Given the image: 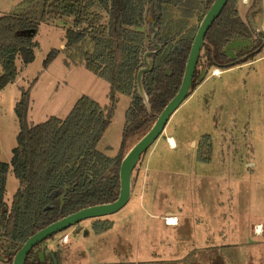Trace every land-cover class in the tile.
<instances>
[{
	"label": "rangeland",
	"instance_id": "1",
	"mask_svg": "<svg viewBox=\"0 0 264 264\" xmlns=\"http://www.w3.org/2000/svg\"><path fill=\"white\" fill-rule=\"evenodd\" d=\"M22 1L0 0V17L13 12ZM233 2L251 31L252 46L257 35L264 33V0ZM180 9L183 6L168 10L171 34L177 32L179 21L185 24V31L200 25L202 7L195 8L188 19ZM69 23V18L54 17L38 25L34 61L24 69L17 61L19 77L0 94V142L7 155L16 146L14 106L20 88L27 89L34 79L28 112V121L34 125L49 117L64 119L83 95L101 107L108 105V84L81 65L66 67L64 55L42 68L51 49L64 48ZM152 25L148 13L140 29L146 35L144 54L150 51ZM194 73L197 87L132 171V201L109 217L87 219L55 234L51 239L56 240L57 264H264V42L253 61L228 70L209 68L202 54ZM129 103V97L117 96L110 125L96 148L105 156L118 153ZM205 139L212 149L206 162L197 155ZM170 140L175 143L171 145ZM147 168L154 182L149 191L153 202L142 211L134 201L138 202L136 185L145 181ZM17 185L10 168L4 196L7 205ZM164 209L177 213L178 225L163 227L157 217L150 216H161ZM218 214L222 218L214 219ZM109 219L114 227L95 234L93 227ZM216 230L219 236H211ZM68 233H78L83 248H76L71 235L67 244ZM65 236L67 240L61 242ZM0 256V264H8Z\"/></svg>",
	"mask_w": 264,
	"mask_h": 264
},
{
	"label": "trees",
	"instance_id": "2",
	"mask_svg": "<svg viewBox=\"0 0 264 264\" xmlns=\"http://www.w3.org/2000/svg\"><path fill=\"white\" fill-rule=\"evenodd\" d=\"M214 1L23 0L13 12L0 17V91L17 79V61L21 69L34 61L38 25L54 17L69 18L70 23L64 31V48L51 49L42 68L47 69L62 54L66 67L81 65L109 87L105 107L83 95L64 119L49 117L35 125L28 121V112L30 90L36 79L27 89L20 88L14 106L16 146L10 163L0 162V254L8 264L27 239L46 226L84 208L117 199L121 161L178 92L198 29L185 31V24L179 21L177 32L171 34L168 10L181 5V13L188 19L199 6L203 8L202 20ZM148 13L157 29L155 42L160 49L157 51L156 45L149 42L147 49L157 52L149 55L153 65L142 78L143 99L137 90L136 75L144 67L146 35L140 29ZM243 39L251 41V31L233 0H228L204 37L199 59L203 54L209 68L221 71L253 61L262 49L264 33L257 35L252 46L234 52V58L224 52L227 44ZM195 76L189 95L198 85ZM118 95L129 97L130 103L118 153L108 157L96 148L110 125ZM211 151L205 139L198 146V158L210 160ZM10 168L18 188L7 205L4 196ZM111 227L110 221H103L93 230L98 235ZM40 244L31 250L24 264H53L49 255L40 260ZM54 257L57 260L56 252Z\"/></svg>",
	"mask_w": 264,
	"mask_h": 264
},
{
	"label": "water",
	"instance_id": "3",
	"mask_svg": "<svg viewBox=\"0 0 264 264\" xmlns=\"http://www.w3.org/2000/svg\"><path fill=\"white\" fill-rule=\"evenodd\" d=\"M227 1L228 0H215L203 16L191 45V49L185 65L183 78L178 92L164 107L151 129L129 150V152L122 159L119 168V193L117 199L109 204L84 208L41 229L33 236L29 237L27 241L21 246V248L15 254L12 264H24L25 259L31 252V250L38 244L48 239L49 237L58 234L62 231H65L68 228L75 226L84 220L102 218L113 215L119 210H121L128 203L131 194L132 171L136 163L140 159L141 155L144 154L162 135L170 117L188 98L200 51L204 43V37L213 22L220 15ZM152 29L153 35L151 38V42L156 45L158 51L160 49V46L155 42L157 29L154 28V25H152ZM250 44L251 43L249 40H234L225 46L224 52L230 57L234 58V51H238L243 47H248ZM157 51H148L143 55L142 60L144 63V67L139 69L136 75L137 90L143 99H146V97L142 87V78L143 75L147 73L153 65L152 59H148L147 56H149L151 53H156ZM203 73L204 71H202V74ZM202 74L200 78L203 76ZM61 205H63V198L61 199ZM38 256L40 260H42L43 252L40 251L38 253ZM50 257L52 258L53 264H57V260L54 257L53 253H50Z\"/></svg>",
	"mask_w": 264,
	"mask_h": 264
},
{
	"label": "crops",
	"instance_id": "4",
	"mask_svg": "<svg viewBox=\"0 0 264 264\" xmlns=\"http://www.w3.org/2000/svg\"><path fill=\"white\" fill-rule=\"evenodd\" d=\"M64 44V43H63ZM61 48H63V46H61ZM28 66V65H27ZM26 68V67H25ZM18 77H19V75H18ZM17 77V78H18ZM107 83V82H106ZM108 84V83H107ZM12 84H9V85H7L5 88H3L1 91H0V94H1V92L3 91V90H5V89H7L8 87H10ZM74 105V104H73ZM179 109V108H178ZM167 138H169V137H167ZM172 138V137H171ZM159 139V138H158ZM173 139V138H172ZM174 141V140H173ZM175 143V142H174ZM15 148V147H14ZM13 150V149H12ZM11 155V156H10ZM11 158H12V154H11V152H10V154L9 155H7V154H5V153H3V151H2V147H1V142H0V162H3V163H7V164H9L10 163V161H11ZM149 169L147 168L146 169V171H145V175H146V178H145V181L143 180V181H141V182H138L137 183V194H136V200H138V202L137 201H134V203H138V207L142 210V211H146V208H148V207H150L151 205V202H153V201H151V197L152 196H150V194H149V191L151 190V188H152V185H153V179H152V177H149L150 176V172L148 171ZM18 182V181H17ZM18 186V185H17ZM5 188H7V180H6V186H5ZM153 190V189H152ZM151 190V191H152ZM16 192V191H15ZM14 192V193H15ZM14 195V194H13ZM13 195H12V197H13ZM133 195H134V193H133V187L131 188V194H130V199H129V201L128 202H130V200H131V197H133ZM12 200V199H11ZM132 201V200H131ZM137 205V204H136ZM221 215L223 214V213H220ZM220 214H218L216 217H214V219L216 218V219H220V218H222L221 216H219ZM177 213L176 212H174V211H172V210H170V209H164L163 210V212H162V214H161V216H158V215H153V214H151L150 216H154V217H157L158 218V220H159V222H161L162 224H163V227H174V226H176V225H178V223H179V221H178V219H177ZM111 216V215H110ZM107 217H109V216H107ZM166 217H172V218H174V219H176V225H173V226H168V225H166L165 223H164V218H166ZM110 220V219H109ZM110 222L112 223V227H111V229L114 227V222L112 221V220H110ZM81 224V223H80ZM80 224H78L77 226H80ZM257 227H259V226H257ZM257 232H260V227H259V230H257ZM83 233L85 234V231L83 230ZM66 234V233H65ZM69 234V237H68V243L67 244H69V242H70V235L72 236V238H73V243L74 244H76L77 245V247L76 248H80L79 246H81L82 244H81V242L82 241H80L79 240V238H80V235L78 234V233H73V234H71V233H68ZM82 234V233H81ZM219 236L218 235V231L216 230V231H213L212 232V234H211V236ZM82 238V237H81ZM207 238H209V237H205V239H204V241H207ZM77 240V241H76ZM56 241V240H55ZM55 241L53 240V239H51V240H47V241H45V243H44V245L42 246V249H43V256L44 255H46V250H48L47 252H49L48 253V255L50 256V253H53L54 254V252L56 251V250H54V244H55ZM76 241V242H75ZM57 242H59V239L57 240ZM72 243V244H73ZM80 243V244H79ZM161 243H163V242H161ZM79 244V245H78ZM206 246H207V244H206ZM75 247V246H74ZM82 247V246H81ZM83 248V247H82ZM46 249V250H45ZM58 260V259H57ZM61 263V262H60ZM133 263V262H132ZM135 263H138V261H136Z\"/></svg>",
	"mask_w": 264,
	"mask_h": 264
},
{
	"label": "built area",
	"instance_id": "5",
	"mask_svg": "<svg viewBox=\"0 0 264 264\" xmlns=\"http://www.w3.org/2000/svg\"><path fill=\"white\" fill-rule=\"evenodd\" d=\"M173 220H174V222L176 223V219H174V218H172V217H166V218H164V223H165L166 225H168V226H173V224H174ZM66 240H67V236L63 237V238L61 239V242H65Z\"/></svg>",
	"mask_w": 264,
	"mask_h": 264
},
{
	"label": "bare ground",
	"instance_id": "6",
	"mask_svg": "<svg viewBox=\"0 0 264 264\" xmlns=\"http://www.w3.org/2000/svg\"><path fill=\"white\" fill-rule=\"evenodd\" d=\"M216 74H218L217 72H215ZM170 144L171 145H173L174 143H173V141L172 140H170ZM173 222H174V220H173ZM173 225H176V223L174 222V224Z\"/></svg>",
	"mask_w": 264,
	"mask_h": 264
}]
</instances>
